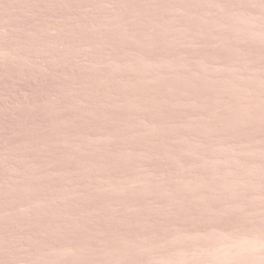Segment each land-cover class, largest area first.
<instances>
[{"label": "rangeland", "instance_id": "obj_1", "mask_svg": "<svg viewBox=\"0 0 264 264\" xmlns=\"http://www.w3.org/2000/svg\"><path fill=\"white\" fill-rule=\"evenodd\" d=\"M0 264H264V0H0Z\"/></svg>", "mask_w": 264, "mask_h": 264}, {"label": "bare ground", "instance_id": "obj_2", "mask_svg": "<svg viewBox=\"0 0 264 264\" xmlns=\"http://www.w3.org/2000/svg\"><path fill=\"white\" fill-rule=\"evenodd\" d=\"M239 242H240V241H239ZM239 242H237V243L239 244ZM237 243H236V244H237ZM236 244H234V245H236ZM238 244H237V245H238ZM241 244H242V245H246L245 247L251 245V244L248 245V244H243V243H241ZM238 246H239V245H238ZM240 246H241V245H240ZM251 246H253V245H251ZM220 247H221V246H220ZM222 247H223V246H222ZM243 247H244V246H243ZM236 248H237V247H236ZM240 248H242V247H240ZM237 249H239V247H238ZM226 250H227V249H226ZM228 251H229V250H227V252H228ZM229 252H230V251H229ZM227 254H228V253H227ZM223 259H224V258H223ZM223 259H222V260H223ZM227 259H229V258H227ZM224 260H225V259H224Z\"/></svg>", "mask_w": 264, "mask_h": 264}]
</instances>
